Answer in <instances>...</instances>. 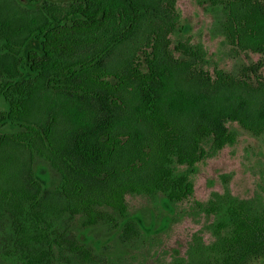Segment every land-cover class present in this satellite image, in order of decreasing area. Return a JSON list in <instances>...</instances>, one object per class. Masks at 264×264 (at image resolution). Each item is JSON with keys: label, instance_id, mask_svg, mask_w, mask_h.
<instances>
[{"label": "trees", "instance_id": "obj_1", "mask_svg": "<svg viewBox=\"0 0 264 264\" xmlns=\"http://www.w3.org/2000/svg\"><path fill=\"white\" fill-rule=\"evenodd\" d=\"M177 1L0 0V264H107L83 234L137 237L133 196L210 220L211 241L174 264H264L259 203L192 201L198 166L236 141L229 124L264 136V103L239 96L260 89L176 38ZM199 1L263 64L264 0Z\"/></svg>", "mask_w": 264, "mask_h": 264}, {"label": "rangeland", "instance_id": "obj_2", "mask_svg": "<svg viewBox=\"0 0 264 264\" xmlns=\"http://www.w3.org/2000/svg\"><path fill=\"white\" fill-rule=\"evenodd\" d=\"M180 22L176 38L200 44L207 59L240 81H245L256 93L240 91L239 96L264 103V62L255 54L233 52L220 34L210 8L199 0H178ZM259 65L256 72L254 70ZM259 82V83H258ZM236 141L226 146L198 166L193 178V202L205 203L212 193L227 190L231 195L254 200L264 208V136L255 137L232 123ZM51 180L54 174L49 172ZM128 215L138 224L139 235L129 242L119 241V235L106 226H96L83 236L90 246L105 256L107 264H174L186 258L192 240L199 236L211 241L207 231L210 220L198 213L194 205L184 204L164 209L158 201L144 197H127Z\"/></svg>", "mask_w": 264, "mask_h": 264}]
</instances>
